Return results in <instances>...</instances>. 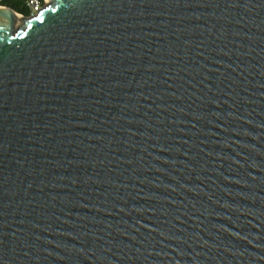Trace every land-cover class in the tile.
I'll list each match as a JSON object with an SVG mask.
<instances>
[{
  "label": "water",
  "instance_id": "95a60500",
  "mask_svg": "<svg viewBox=\"0 0 264 264\" xmlns=\"http://www.w3.org/2000/svg\"><path fill=\"white\" fill-rule=\"evenodd\" d=\"M0 7V264H264V0Z\"/></svg>",
  "mask_w": 264,
  "mask_h": 264
},
{
  "label": "built area",
  "instance_id": "2783aa9c",
  "mask_svg": "<svg viewBox=\"0 0 264 264\" xmlns=\"http://www.w3.org/2000/svg\"><path fill=\"white\" fill-rule=\"evenodd\" d=\"M5 0H0V7L4 6ZM47 6L46 0H24V7L28 10L30 16H35Z\"/></svg>",
  "mask_w": 264,
  "mask_h": 264
},
{
  "label": "trees",
  "instance_id": "16d2710c",
  "mask_svg": "<svg viewBox=\"0 0 264 264\" xmlns=\"http://www.w3.org/2000/svg\"><path fill=\"white\" fill-rule=\"evenodd\" d=\"M3 5L17 10L19 13L23 14L25 17L30 16L28 10L24 7V0H5ZM17 6H22L23 9L19 10Z\"/></svg>",
  "mask_w": 264,
  "mask_h": 264
},
{
  "label": "bare ground",
  "instance_id": "6f19581e",
  "mask_svg": "<svg viewBox=\"0 0 264 264\" xmlns=\"http://www.w3.org/2000/svg\"><path fill=\"white\" fill-rule=\"evenodd\" d=\"M46 1H47V0H46ZM47 2H48V4H50V3L52 2V0H48ZM23 22H24V18H23V16L20 15V14H16V15H15V28H17V26L22 25Z\"/></svg>",
  "mask_w": 264,
  "mask_h": 264
},
{
  "label": "flooded vegetation",
  "instance_id": "af4514ba",
  "mask_svg": "<svg viewBox=\"0 0 264 264\" xmlns=\"http://www.w3.org/2000/svg\"><path fill=\"white\" fill-rule=\"evenodd\" d=\"M18 8H19V10H22L23 8H22V6H17ZM15 12H17V13H19L17 10H15V9H13ZM19 14H21V13H19ZM23 15V14H22Z\"/></svg>",
  "mask_w": 264,
  "mask_h": 264
},
{
  "label": "rangeland",
  "instance_id": "374dc122",
  "mask_svg": "<svg viewBox=\"0 0 264 264\" xmlns=\"http://www.w3.org/2000/svg\"><path fill=\"white\" fill-rule=\"evenodd\" d=\"M47 1H48V0H47ZM47 5H49L48 2H47ZM23 18H24V17H23ZM25 18H26V17H25ZM23 24H24V22H23ZM23 24H22V25H23ZM22 25L17 26V28H20Z\"/></svg>",
  "mask_w": 264,
  "mask_h": 264
}]
</instances>
